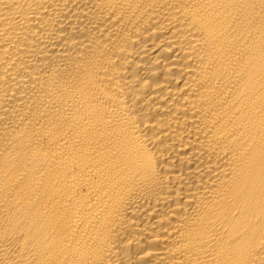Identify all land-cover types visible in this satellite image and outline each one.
I'll return each mask as SVG.
<instances>
[{"label":"bare ground","instance_id":"1","mask_svg":"<svg viewBox=\"0 0 264 264\" xmlns=\"http://www.w3.org/2000/svg\"><path fill=\"white\" fill-rule=\"evenodd\" d=\"M0 264H264V0H0Z\"/></svg>","mask_w":264,"mask_h":264}]
</instances>
